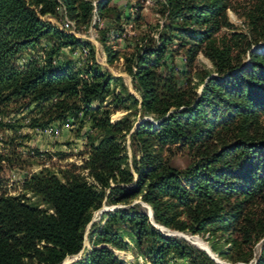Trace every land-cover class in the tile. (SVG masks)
<instances>
[{"label": "trees", "instance_id": "obj_1", "mask_svg": "<svg viewBox=\"0 0 264 264\" xmlns=\"http://www.w3.org/2000/svg\"><path fill=\"white\" fill-rule=\"evenodd\" d=\"M228 1L164 0L169 24L157 43L125 59L135 96L122 78L97 63L90 42L43 19L62 17L82 29L96 11L101 20L115 15L120 22L113 0H0V114H23L39 131L55 123L74 125L89 150L81 167L72 165L61 176L48 168L28 174L17 195L0 178V264H64L84 250L87 238L91 249L73 264H124L113 249L130 251L131 244L150 264H219L188 241L165 236L144 204L154 222L169 230L227 236V251L210 248L231 264H249L253 247L262 242L255 264H264V221L249 215L264 196V134L252 132L264 114V45H249V61L241 62L234 56L237 45L217 44ZM260 11L264 17L263 6ZM109 37L103 32L100 42L108 64H114L119 54ZM44 39L54 40L52 49L20 65ZM176 41L187 71L167 64ZM63 48L86 49L84 66L59 61ZM201 52L216 75L202 76L198 93L194 71ZM118 87L122 92L115 94ZM119 111L148 119L113 123ZM18 127L15 120L0 119V132ZM177 144L195 152L184 170L163 155L165 147ZM0 145L1 175L19 156L8 153L13 139L0 138ZM104 205L123 207L104 212L87 234ZM243 245L249 256L239 255Z\"/></svg>", "mask_w": 264, "mask_h": 264}, {"label": "rangeland", "instance_id": "obj_2", "mask_svg": "<svg viewBox=\"0 0 264 264\" xmlns=\"http://www.w3.org/2000/svg\"><path fill=\"white\" fill-rule=\"evenodd\" d=\"M95 1L94 5L96 4ZM228 6L227 19L223 23L220 32L215 36V40L219 46L223 43H229L232 46L237 45L234 56L241 62H248L249 54L246 48L249 45L252 46V49L264 45V17L260 11L261 6L264 7L263 0H229ZM111 7L121 15L120 22H116L115 15H109L106 19L101 20L96 11L94 12L91 25L83 27L82 29H77L78 27L74 22L62 17L58 19L50 17L43 19L50 21L52 25L60 30L75 35L78 39L90 42L95 48L97 63L107 69L114 77L122 78L129 92L137 96L133 88L132 78L126 71L125 59L127 56H131L144 49L146 46L157 43L160 33L169 24L167 8L164 0H113ZM182 25L184 23L180 21L179 26ZM105 31L110 36V44L114 46V50L119 54V59L114 64H108L104 48L100 42ZM53 45L54 40L44 39L41 42V46L25 53L19 60V64L23 65L26 61L37 56L42 58L44 51L51 50ZM180 49L179 43L176 41L170 48L167 64H169V67H176L179 71L183 72L187 71L188 68L186 66L185 52ZM88 54L86 49L72 51L70 48H63L59 61L62 62L64 59H71L76 63L77 68H81L87 61ZM194 73L196 74L195 83H199L198 93H200L202 87L200 78L206 73L213 76L216 75L212 61L202 52L197 57ZM198 75L199 77H197ZM114 91L115 94H120L122 89L118 87ZM8 114V116L0 114V119L4 118L5 122L15 120L19 124V127L13 132H0V138H3L5 141L13 139L14 146H8V153L11 154L13 151H16L17 155L14 158L19 156V158H15L16 160L14 159V165L6 166L4 172L0 175L1 180H3V188L8 193L13 195L19 194L22 187L21 183L28 174L38 173L43 168H48L58 176H61V172L66 170V168L72 165L81 167L83 162L88 159L89 150L86 144V137L83 134L79 135L77 133V127L74 125L60 126L58 123H55L47 130L39 131L29 127L30 122L27 119L23 120V114L19 115L14 113V111H10ZM124 117H129L135 125L148 119L143 118L140 112L134 111L130 113L119 111L111 116V120L113 123H116ZM252 132L261 135L264 134V114H261ZM229 136L233 138L234 134L230 133ZM126 148L130 161H132L133 148L131 147L130 135L126 137ZM194 153L177 144L165 147L163 155L171 165L184 170L194 162ZM85 174L87 175L86 172ZM121 207L123 206L104 205L100 211H96L93 214L92 224L100 222L104 210L111 212L116 210L115 208ZM146 211L148 212L147 209ZM249 215L255 221H264V196L258 203L250 207ZM90 227L91 225L88 228L87 234ZM162 229L166 234H170L173 231L167 228ZM173 232L180 233L177 231ZM182 234L192 243V239L199 238L208 247L207 251L213 256L216 254L209 248L211 244L216 245L221 251H227L231 247V244L226 241L227 236L222 237L218 235L211 238L209 234L194 236L189 232ZM173 237H178V235ZM261 243L253 247V259L249 264H255L259 258ZM131 247L132 250L130 251L115 249L113 251L124 264H150L144 258L137 255L132 244ZM90 249L91 244L87 238L84 250L77 257L67 258L65 264H73L79 258L84 257L85 253ZM249 254L250 248L247 245H243L239 251V255L249 256ZM220 261L222 264H231L224 260ZM175 264H187V262L177 261Z\"/></svg>", "mask_w": 264, "mask_h": 264}, {"label": "water", "instance_id": "obj_3", "mask_svg": "<svg viewBox=\"0 0 264 264\" xmlns=\"http://www.w3.org/2000/svg\"><path fill=\"white\" fill-rule=\"evenodd\" d=\"M144 207L148 210V215H149V217L151 218V220H152V223H153V225L159 230V231H161L165 236H170V237H173V236H177L178 235V237L179 238H182V239H184V240H186V241H188L189 243H191L188 239H187V237H185L182 233H176V232H171L170 234H166V233H164L163 231H162V226H160V225H158V224H156L155 222H154V219H153V211H152V209L149 207V206H147V205H145L144 204ZM115 209H118V208H115ZM104 212H106L105 210H104ZM90 225H92V223L90 224ZM163 228H165V227H163ZM166 229V228H165ZM193 246H196V245H194L193 243H191ZM197 247V246H196ZM199 248V247H198ZM200 250H202V251H204V252H206L214 261H216L217 263H219V264H222L221 263V261H220V259L218 258V256L217 255H212L209 251H207V250H204V249H202V248H199ZM76 257V256H75ZM69 258H71V257H69ZM80 259V258H79ZM67 260V259H66ZM66 260H65V262H66ZM78 261V260H77ZM65 262H64V264H65Z\"/></svg>", "mask_w": 264, "mask_h": 264}, {"label": "bare ground", "instance_id": "obj_4", "mask_svg": "<svg viewBox=\"0 0 264 264\" xmlns=\"http://www.w3.org/2000/svg\"><path fill=\"white\" fill-rule=\"evenodd\" d=\"M163 228V227H162ZM161 228V229H162ZM162 231H163V229H162ZM164 232V231H163ZM172 232V231H171ZM188 239V238H187ZM189 240V239H188ZM192 241H193V243L195 244V245H197V247L199 246V248L201 247L202 249L204 248L205 250H207L208 249V247H206L205 245H204V243L198 238H196V239H192ZM191 242V241H190ZM192 243V242H191ZM210 248V247H209ZM211 249V248H210ZM212 251V250H211ZM77 257V256H76Z\"/></svg>", "mask_w": 264, "mask_h": 264}]
</instances>
